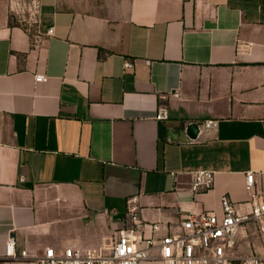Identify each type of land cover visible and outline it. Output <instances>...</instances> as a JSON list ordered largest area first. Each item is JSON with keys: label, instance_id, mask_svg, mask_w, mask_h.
Here are the masks:
<instances>
[{"label": "crops", "instance_id": "crops-1", "mask_svg": "<svg viewBox=\"0 0 264 264\" xmlns=\"http://www.w3.org/2000/svg\"><path fill=\"white\" fill-rule=\"evenodd\" d=\"M15 8L0 0V264L104 252L132 197L141 239L221 217L224 195L249 209L247 173L264 197V0H37L33 31ZM207 120L189 143L185 125ZM202 170L214 186L194 193ZM239 234L238 256L264 253L252 225ZM11 237L29 258L5 256Z\"/></svg>", "mask_w": 264, "mask_h": 264}, {"label": "built area", "instance_id": "built-area-1", "mask_svg": "<svg viewBox=\"0 0 264 264\" xmlns=\"http://www.w3.org/2000/svg\"><path fill=\"white\" fill-rule=\"evenodd\" d=\"M134 64L125 63V69H132ZM45 75L35 76L36 83L47 82ZM168 110L160 106L156 119L167 120ZM217 120L193 122L185 125L189 143L199 142L202 132L217 130ZM196 126L197 138L188 135V128ZM192 190L194 193L209 191L215 182V173L202 170L192 173ZM245 190L250 196L249 209L246 204L234 203L228 195L221 197L222 216L203 212L188 214L171 232L162 237L153 236L141 239L137 233L143 227L139 218L138 198L127 200V216L133 226L120 230L110 248L104 252L66 248L61 252L54 248L47 249L38 259L37 264H143L146 261H160L162 264H264L263 254L238 256L236 249L240 230L252 225L259 235H264V197L256 188L255 173L246 175ZM152 231H159L161 226L154 224ZM16 239H8L5 256L13 261L29 258L28 251L16 252Z\"/></svg>", "mask_w": 264, "mask_h": 264}, {"label": "rangeland", "instance_id": "rangeland-1", "mask_svg": "<svg viewBox=\"0 0 264 264\" xmlns=\"http://www.w3.org/2000/svg\"><path fill=\"white\" fill-rule=\"evenodd\" d=\"M15 4V17L11 22L15 25L34 30L37 13V0H13Z\"/></svg>", "mask_w": 264, "mask_h": 264}, {"label": "water", "instance_id": "water-1", "mask_svg": "<svg viewBox=\"0 0 264 264\" xmlns=\"http://www.w3.org/2000/svg\"><path fill=\"white\" fill-rule=\"evenodd\" d=\"M198 133H199V130L196 126H190L188 128V134L191 138L193 139L197 138Z\"/></svg>", "mask_w": 264, "mask_h": 264}]
</instances>
